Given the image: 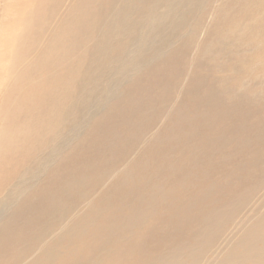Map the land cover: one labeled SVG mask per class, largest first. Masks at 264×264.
<instances>
[{
  "label": "rangeland",
  "instance_id": "rangeland-1",
  "mask_svg": "<svg viewBox=\"0 0 264 264\" xmlns=\"http://www.w3.org/2000/svg\"><path fill=\"white\" fill-rule=\"evenodd\" d=\"M35 1L0 0L2 99L11 95L12 53ZM114 4L109 16L118 18L111 28L117 36L105 52L91 47L84 64L90 66V76L96 77L99 72L90 56L113 62L94 86L99 91L107 88L109 95L100 99L98 107L86 109L82 100L79 102V127L65 129L57 156L47 162L39 179L34 176L30 180L35 189L23 195L18 190L11 203L0 204V228L8 223L11 230L13 220L24 227L23 219L14 214L24 200L35 206L57 193L60 184L72 182L68 173L75 178L83 175L85 180L71 188L64 206L67 209L83 197L92 199L98 208L100 202L115 206L133 184L143 198L161 190L168 197L158 196L160 202L175 204L195 199L210 187L213 190L207 203L217 207H226L255 188L261 187L259 193L254 190L256 201L264 196V0H151L149 9L150 0H116ZM101 6L106 11L108 0ZM123 9L128 10L127 16L121 13ZM122 48V57L132 63L124 72L115 60ZM131 97L134 102L127 104ZM118 105L123 107L113 109ZM122 117L129 121L126 127H120ZM103 123L116 127L122 133L120 138L111 133L94 134ZM137 126L140 129L135 132ZM2 141L0 137V180L18 157L23 159L28 153L25 141L15 145V151L7 150ZM12 158L17 159L7 165ZM68 164L70 168H66ZM13 189L12 184L2 198ZM197 216L199 221L183 222L186 245L189 235L196 233L195 226L203 227V215L198 212ZM156 223L151 227L155 237L147 239L144 248L152 254L149 262L176 244L166 241V224ZM33 237L29 233L19 246L14 240L12 249L0 257V264H16V256L31 246ZM160 239L164 242L156 243ZM134 240L131 237L127 247L133 246ZM73 244H78V264H140L138 256L119 258L90 237ZM184 255H189L187 247ZM35 257V253L29 254L18 264H28Z\"/></svg>",
  "mask_w": 264,
  "mask_h": 264
},
{
  "label": "bare ground",
  "instance_id": "bare-ground-1",
  "mask_svg": "<svg viewBox=\"0 0 264 264\" xmlns=\"http://www.w3.org/2000/svg\"><path fill=\"white\" fill-rule=\"evenodd\" d=\"M103 1L36 0L28 12L29 23H26L11 57V95L8 93L5 98H0L2 143L7 150L15 151V145L25 141L28 153L23 159L12 158L7 163L9 165L11 160L17 159L0 180L2 206L11 203L12 195L18 190L23 195L35 189L29 182L34 176L39 179V173L47 170V162L57 156L63 146L58 141L65 129L74 131L79 127V102L82 100L86 109L98 107L100 99L105 94L109 95L107 88L99 91V87L94 89V86L113 62L100 56H90L89 61L95 63V71L99 72L96 77L90 76V66H84L91 47L96 50L100 47L105 52L117 36L111 28L118 18L109 16V12L116 8V0H108L106 11L102 10ZM152 7L150 0L148 9ZM121 13L127 16L129 12L123 9ZM124 50L119 49L115 58L121 72L132 64L122 57ZM84 76L87 78L80 80ZM132 98L127 104L134 102ZM121 107L118 105L113 109ZM127 125L129 121L122 117L120 127ZM139 129L137 126L134 131ZM93 132L104 136L111 133L116 139L122 134L107 123L99 125ZM69 139L70 134L64 144ZM70 167L69 164L66 166ZM67 175L72 182L68 186L67 182L60 184L56 188L57 193L49 194L42 202L31 206L27 199L24 200L21 209L14 213L23 219L24 227L20 221L14 220L11 230L10 224H3L0 228L1 259L12 249L14 240L19 246L20 240L32 233L31 246L16 256V264L27 260L32 253L36 257L28 264H64V258L78 264V244L73 243H79L83 237L100 240L119 258L136 255L140 264H264V196L256 201L258 197L255 194L261 187L242 194L226 207H217L207 203L213 187L203 190L195 199L175 204L166 200L160 202L158 196L168 197V193L164 196L161 190L143 198L133 184L126 195L118 197L120 200L115 206L111 202H100L101 208H98L92 199L83 197L73 208L67 209L64 206L71 188L83 185L85 180L83 175L76 178L71 173ZM12 184L13 191L2 198L4 190ZM198 212L204 217L203 227L195 226L196 233L189 235L191 239L186 245L183 222L199 221L196 219ZM204 215L211 220H206ZM158 221L167 226L166 241L176 244L171 245L167 254H156L155 259L149 262L152 254L145 253L144 248L147 239L152 241L155 237L156 231L152 233L151 227ZM63 225L67 226L61 229ZM131 237L135 238V244L127 247ZM160 242L164 240H156V243ZM186 247L189 255H184Z\"/></svg>",
  "mask_w": 264,
  "mask_h": 264
}]
</instances>
